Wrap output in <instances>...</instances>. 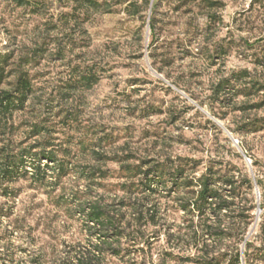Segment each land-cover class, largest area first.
I'll return each instance as SVG.
<instances>
[{
    "label": "rangeland",
    "instance_id": "374dc122",
    "mask_svg": "<svg viewBox=\"0 0 264 264\" xmlns=\"http://www.w3.org/2000/svg\"><path fill=\"white\" fill-rule=\"evenodd\" d=\"M0 69L13 74L1 89L10 88L20 69L36 89L25 111L15 113L12 134H0V149L29 153L16 179H0V250H27L18 261L87 239L65 201L89 185L74 177L58 183L44 172L47 162L35 154L49 142L70 168L107 171L100 192L116 200V211V196H124L121 165L104 155L131 158L144 170L164 166L166 183L147 204L156 225L143 221L142 239L122 242L132 254L119 264H192L186 258L196 251L189 248L188 218L174 184L175 167L186 162L180 160L195 161L186 162L196 168L189 177L210 166L264 177V107L250 109L264 106V0H0ZM245 70L246 81L215 93ZM85 73L98 79L91 89L77 81ZM254 84L263 91L237 95ZM34 126L47 129L36 136ZM244 199L257 206L256 188ZM259 216L250 228L254 264H264V212ZM227 245L208 238L206 254L217 257Z\"/></svg>",
    "mask_w": 264,
    "mask_h": 264
},
{
    "label": "trees",
    "instance_id": "16d2710c",
    "mask_svg": "<svg viewBox=\"0 0 264 264\" xmlns=\"http://www.w3.org/2000/svg\"><path fill=\"white\" fill-rule=\"evenodd\" d=\"M153 30V28H152ZM7 74L4 69H0V87L13 74ZM250 77L248 70L241 72L238 76L218 84L215 93L221 94L228 86L234 83L246 81ZM77 81L83 88L91 89L98 79H94L93 74H82ZM10 88H0V134L5 136L12 134L14 130L13 117L17 112H23L27 104L36 94L31 75L28 71L20 69L14 74V81ZM243 88L237 90V95L251 98L263 91L257 87ZM262 104H255L250 109H262ZM253 130L257 129L255 124H251ZM255 127V128H254ZM32 128L36 136L45 133L47 127L37 130ZM45 139V138H44ZM44 147L43 152L35 154L39 161H46L44 169L51 171L54 180L59 183L61 179L74 177L78 181H85L89 186L86 190H76L72 199H66L65 204L76 209L80 220L85 226L86 238L77 243L63 242L59 247H54V252L49 253L44 248L43 255L33 256L31 253L28 259L18 261V253L27 254V250L17 247L16 253H9L6 249L0 250L1 264H119L118 262L125 256H131L132 252L126 254L127 249L122 242L135 243L142 239V222L147 225H156V213L147 208L148 203H152L151 198L158 194V189L164 185L167 179L164 166L152 167L144 170L143 164H133L131 158H109L101 152H93L94 157L101 160L100 155H104L108 161H114L121 165L120 174L124 182L120 184L119 191L124 194L118 198V211L115 210V201H110L108 192H100L104 189V181L107 171L101 172L95 166L69 167V163L58 158L57 152L52 149L51 142ZM96 147H99L96 145ZM107 153V152H106ZM28 152L11 156L4 149H0V157L3 159L0 164V179L2 181H13L17 178L19 171L26 168ZM192 162L194 160L183 159L180 162ZM179 163L175 167L174 180L176 187L182 195L180 210L187 215L186 237L190 239V250H195V255H189L186 259L192 264H254L257 258L253 241L250 240V228L254 223H258L260 216L254 211L259 208L264 212V177L257 172L254 176L245 173L239 168H215L208 167L200 176H186V173L194 171V166L188 163ZM34 175L42 170L41 166L34 167ZM48 175V174H44ZM47 177L44 178V181ZM256 186L260 192V201L257 199V206L250 202L243 204L246 191H251ZM80 187V186H79ZM94 187L95 192H92ZM65 194L62 196L63 200ZM153 207V206H152ZM261 211V212H262ZM234 215V218H232ZM264 235V227L261 226ZM220 239L227 241V248L224 253L217 257L206 254V239ZM129 244V243H128ZM235 244V245H234ZM127 245V244H125ZM231 245L236 247L230 250ZM262 250H259V252ZM11 262V263H10Z\"/></svg>",
    "mask_w": 264,
    "mask_h": 264
},
{
    "label": "water",
    "instance_id": "95a60500",
    "mask_svg": "<svg viewBox=\"0 0 264 264\" xmlns=\"http://www.w3.org/2000/svg\"><path fill=\"white\" fill-rule=\"evenodd\" d=\"M250 172L254 176V173H253V170L252 169H250ZM256 193H257V199H258V202H259L260 201V192H259V189H258L257 186H256ZM260 213H261V209L258 206V209H257V218L259 217ZM256 224H257V221L255 223V227H256ZM251 235H252V232L249 233V236L248 237H250Z\"/></svg>",
    "mask_w": 264,
    "mask_h": 264
}]
</instances>
